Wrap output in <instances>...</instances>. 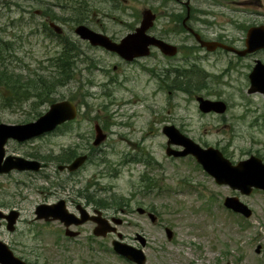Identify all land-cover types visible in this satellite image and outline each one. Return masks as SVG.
Returning <instances> with one entry per match:
<instances>
[{
  "label": "rangeland",
  "instance_id": "rangeland-1",
  "mask_svg": "<svg viewBox=\"0 0 264 264\" xmlns=\"http://www.w3.org/2000/svg\"><path fill=\"white\" fill-rule=\"evenodd\" d=\"M28 2L0 0V39L4 40L0 44H5L9 52L5 63L9 73L15 70L20 74L22 82L32 77L34 83L41 77L50 81L59 72H54L47 57L55 62L61 46L54 36L47 34L49 31L37 30L29 24L23 12ZM38 7L35 3L32 9ZM234 7L239 11L225 9L229 18L264 19L247 12V8L263 11L264 0H236ZM56 8L60 16L55 22L62 26L66 38L70 43L80 40L83 59L76 60L74 67L63 73L64 78L69 73L73 80L55 85L51 95L41 93L42 99L35 88L25 87L22 95L28 96L20 103L13 93H8L13 91L10 80L0 84V122L19 124L34 120L52 102L71 96L80 103L81 116L71 129L34 138L25 146L13 141L7 145L8 153L52 163L40 173L0 174V206L21 211L16 231L3 226L0 238L18 256L33 264H132L113 251L107 254L85 247L86 241L80 247L68 242L65 248L61 223L35 218V207L43 201L69 196L84 202L88 194L106 200L118 212L117 217L125 219L120 228L127 235L126 241L140 245L134 240L137 233L147 238L144 248L147 264H191L190 259L194 264H264V192L256 189L250 195L243 194L228 184L217 183L194 156L167 155V137L162 131L165 123H174L203 146L221 148L234 163L251 154L264 159V94L248 92L251 60H238L224 51L205 54L196 48L183 49V54L172 60L164 59L155 50L153 55L141 58L139 64L127 63L117 54L91 46L75 34V18L78 23L94 26L86 20V5L76 6L77 12L72 15L68 10L59 14ZM219 28L236 37L244 35L242 29L223 24L220 17L216 30ZM110 29L119 34L126 32L118 24ZM10 41L11 48L7 45ZM188 50L197 68L209 74L201 78L200 84L205 83L199 85V91L195 90L196 82L191 76L193 91L189 96L173 88L181 81L174 69L189 65L181 58ZM150 69L158 73L157 78ZM168 85H172V93ZM197 94L225 100L228 110L224 114L202 113L195 99ZM7 95H11L12 103L5 98ZM39 100L43 102L39 104ZM106 119L111 123L106 124ZM96 123L105 126L110 134L100 156L106 161L89 162L78 173L57 171L56 164L61 163L58 158L68 155L69 149L84 152L81 139L90 138ZM49 155L51 158H46ZM48 174L58 184L46 180ZM53 191L57 194L49 193ZM227 196H238L252 209V215L245 217L226 207ZM140 206L158 215V221L152 223L148 216L140 214L137 210ZM166 227L174 231L173 241L168 239Z\"/></svg>",
  "mask_w": 264,
  "mask_h": 264
},
{
  "label": "flooded vegetation",
  "instance_id": "flooded-vegetation-1",
  "mask_svg": "<svg viewBox=\"0 0 264 264\" xmlns=\"http://www.w3.org/2000/svg\"><path fill=\"white\" fill-rule=\"evenodd\" d=\"M35 3L39 4V7L32 9ZM235 3L236 0H59L55 2H51L49 0H29L27 7L24 8L23 12L28 16L29 24L35 27V29L48 31L49 28L51 29L52 22H55L56 19H59L58 16L60 15L57 14L56 7L59 8V14L62 11L68 10L70 15H72L77 12V9L75 8L76 6L86 5L88 12L86 20H90L91 26L94 25L91 28L95 31L105 33L115 42H120L128 34L137 31V28L142 25L144 15L148 13L152 18L153 24L147 30V34L158 39H162L177 47V54L167 55L164 54L159 48L151 46L150 54L148 56L153 55L155 50H157L164 59L172 60L179 58V54L181 55L184 52L183 49L191 50L200 48L201 50L205 51V54H215L224 51L225 53L232 54L238 60L249 58L252 62L250 66V71H252L256 61L261 60L264 62V46H261L244 56H240L232 50H226L219 46V43H225L231 47L244 49L246 46H248V43L250 45H264V19L246 17L244 19L247 21H242L238 16L229 18L227 13H225V9H228L231 12H238L239 10L234 7ZM53 6L54 9H52ZM250 9L251 8H247V12L256 13L257 15L264 17V9L263 11L259 12H255V10ZM219 17L223 24L226 22L230 25H233L236 29H242L244 31V35L239 37L233 36L230 32H228V30L224 28H219L216 30ZM73 21L77 22V25L79 24L77 18H75V20L73 19ZM113 24L122 26L126 32L124 34H119L117 30L110 31V26ZM77 25H75L74 30H76ZM256 31H258L260 35V38L257 40L254 39ZM247 32H249L248 38ZM201 40L214 42L216 48L213 51L208 50L206 47L202 46ZM74 41L79 42V40ZM65 42L69 43V38H65ZM189 50L186 54L181 56L182 62L184 64L188 63L189 65L184 66L181 69L177 68L175 74L176 77L181 81L179 83L177 82L175 86L173 85V88L176 87L174 89H177L178 91L183 92L182 94L188 96L190 92L193 91L191 88V64H196L195 61L190 59L192 54L190 55ZM193 56L194 58H201L199 55ZM141 58L144 57H138L133 60H125L123 58L121 59L127 63L139 64ZM116 67L117 66L115 65V68ZM150 70L152 76L157 78L158 73L155 72L154 69ZM193 73L196 75L195 70H193ZM198 73L199 74L197 77H193V80L196 82L195 90H200L201 87L199 85H204V83L200 84V80L203 78L202 72L199 71ZM171 86L168 85L167 87L170 89ZM163 87L164 85H162V88ZM169 92L172 93L171 89ZM81 111L82 109H80L79 117L81 116ZM101 126L108 134V129L103 125ZM94 137L95 136L92 133L89 139H94ZM13 142L19 144L18 146L27 145L26 142ZM105 148L106 146H103L102 144L99 146L88 144L87 150H85L87 152L86 154H88V160H86L85 165L89 162H96V160L93 159L94 156L96 154H101ZM44 163H46V167H50L52 161H44ZM78 171L74 173H78ZM48 175L50 177L49 180L55 184L53 179L54 176L51 174ZM49 193L53 195L57 194L56 191ZM59 198L60 197H57L56 200ZM66 199L69 205L72 206L71 211L79 214V216L76 215L77 217H74V220H72V224L70 226V228L76 230L77 235L74 237L64 236L66 243L63 244V247L67 248L68 242L72 243L71 245L73 247H80L83 246V242L86 241L85 247L92 248L94 251L101 253L104 252L107 254L113 251L121 258L126 259L125 257L119 255L114 249L115 240L126 241L127 235L123 233L120 228V226L123 225V221H125V219L117 217L118 212L112 210V207L109 206L106 201H101V199L98 201H93L92 198H85L83 205L88 209L89 215L87 216L89 218L85 222L76 224L75 220L82 219L85 213L77 201L69 198V196H67ZM54 201L47 200L44 202ZM80 212H83V215H80ZM149 212L150 211L147 210L142 215L148 216ZM5 224L6 221L2 220V227ZM61 226V231L65 232L66 228L64 224L61 223ZM96 231H101L100 233L102 234L98 235ZM139 234L140 233H137L134 238L136 243L139 242ZM167 237L171 241H173L175 238L174 235L169 237L168 233ZM93 244L97 245V247H92ZM190 263L194 264V260L190 259Z\"/></svg>",
  "mask_w": 264,
  "mask_h": 264
},
{
  "label": "water",
  "instance_id": "water-1",
  "mask_svg": "<svg viewBox=\"0 0 264 264\" xmlns=\"http://www.w3.org/2000/svg\"><path fill=\"white\" fill-rule=\"evenodd\" d=\"M153 24L151 16L146 13L142 21V26L137 28L135 33L126 36L121 43H116L104 34L97 33L85 25L77 27L76 32L84 38L90 40L94 45H102L108 50L117 52L120 56L132 60L138 56H145L150 53V45H157L166 54H174L176 48L162 40L150 37L146 30ZM60 30L59 27H56ZM250 32V30H249ZM248 32V35H249ZM260 38L258 31L255 32L254 39ZM209 49L214 47L205 42ZM259 45H250L243 51H238L245 54L249 51L256 49ZM251 86L249 92L260 91L264 93V64L258 60L257 65L250 74ZM199 107L204 112L217 111L224 112L226 110V103L222 100H211L202 96L198 97ZM77 108L71 100H62L53 103L50 109L38 117L36 120L20 123L10 124L0 122V173L8 172L13 168L21 170H35L41 168V162L35 159H25L17 156H7L5 159V144L10 138L18 139L20 141L31 139L35 136L41 135L45 132L55 129L59 124L71 120L76 116ZM164 132L168 136L167 153L169 155L184 156L192 154L203 168L211 174L217 183L228 184L234 189L240 190L243 194H250L254 188L264 190V161L261 157L252 154L246 159H242L237 163L232 162L224 155L222 150L218 147L207 146L203 147L198 142L194 141L191 137L181 132L175 125H166ZM104 138V134H99L95 143H100ZM181 145L183 149H174L171 145ZM86 156H79L70 164H67L69 170H75L85 160ZM63 166H60L62 168ZM225 205L237 212L243 213L246 217L251 216L252 210L245 203L241 202L236 196H227L224 201ZM139 212L143 213L144 208H138ZM38 218L61 219L70 223V213L65 207L64 200L57 204H41L36 208ZM18 211L12 210L9 214H5L0 210V218L5 217L8 219V228L13 230L14 223L18 217ZM150 217L154 221L156 216L150 213ZM85 218L82 220L84 221ZM169 237L172 232L167 229ZM144 245V239L142 238ZM116 250L125 255L127 258L137 262L138 264H145L146 255L142 249L133 245L117 241L115 244ZM260 250L258 247L257 251ZM0 263L1 264H29L23 259L14 254L9 245L0 239Z\"/></svg>",
  "mask_w": 264,
  "mask_h": 264
},
{
  "label": "trees",
  "instance_id": "trees-1",
  "mask_svg": "<svg viewBox=\"0 0 264 264\" xmlns=\"http://www.w3.org/2000/svg\"><path fill=\"white\" fill-rule=\"evenodd\" d=\"M1 41H4L0 39ZM8 47L11 48L12 42L10 41L8 44ZM0 50H3V53L0 51V84H5L8 83V80H10V85L11 89L13 90L14 97L16 99L22 98V91H24V82H22V79L20 78L19 73H15V70H11L13 73H9L8 67L6 66L5 63V57H7L8 50L5 46V44H0ZM72 50L68 47L65 46V51L62 54V59L64 62H68V66L63 68V71H68L70 63L72 62L73 54L71 53ZM15 75L13 79H11V76ZM58 83H62V80H57V81H49L48 79L41 78L38 82L34 83V87L36 88V91L39 93H44V94H50L52 93L53 87L57 85ZM22 90V91H21ZM24 99V98H23ZM68 155L62 156L58 158V162H67L71 160L76 154L75 149H69L67 151Z\"/></svg>",
  "mask_w": 264,
  "mask_h": 264
}]
</instances>
